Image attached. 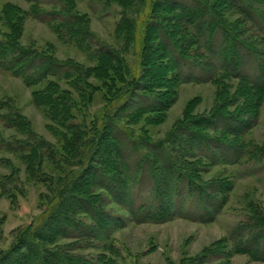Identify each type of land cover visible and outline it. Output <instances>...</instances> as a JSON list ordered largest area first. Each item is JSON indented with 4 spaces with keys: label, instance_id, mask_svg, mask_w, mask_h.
Here are the masks:
<instances>
[{
    "label": "rangeland",
    "instance_id": "374dc122",
    "mask_svg": "<svg viewBox=\"0 0 264 264\" xmlns=\"http://www.w3.org/2000/svg\"><path fill=\"white\" fill-rule=\"evenodd\" d=\"M67 2L68 6L65 7L62 0H0V41L12 40L33 57H51L62 63L71 62L92 70L97 68L99 62L91 59L77 44V37L69 34L70 28L80 27V23L76 25V19H72L69 25H57V22L41 21L36 17L37 13H41L47 19L50 17L45 13L64 10L68 16L81 17L87 22L97 41L119 48L122 52L124 50L126 55L123 54L122 58L131 69H137L132 54L140 51L139 37L137 35L134 46L123 42L125 36L121 29L125 13L121 7L109 0ZM127 16H130L129 10L126 11ZM228 16H231V12ZM164 17L168 18L167 14ZM230 19L234 21L238 17L232 16ZM14 24L21 27L19 37ZM172 26H175L176 33H190L179 22ZM246 33L253 43H262L256 30L249 25ZM153 50L163 52L160 44ZM188 52L190 57L202 63L216 64L204 49L193 47ZM37 57V63L28 69L34 74H37L35 69L41 59ZM150 60L153 63L155 57H148L147 63ZM4 64V60L0 59V251L8 250L18 232L35 224L37 217L47 210L51 195L63 184L62 181L80 169L75 165L76 159L66 164L46 160L38 167L27 163L23 158L25 153L20 150L28 142L33 147L34 140L23 134L25 128L7 127V122L11 126V120L16 116L25 118L37 138L61 150L64 133H67V128L62 125L70 121L72 126H78L74 131H83L84 126L91 128L99 123L98 115L111 97V92L103 89L94 76L89 78L90 87L82 94L73 88V81L55 79L54 76L45 77L33 86L27 85L22 77L7 71ZM163 68L167 70L171 67L167 64ZM196 73L208 76L199 70ZM95 74H98L97 71ZM161 81L164 88L171 90L170 96L174 100L167 112L140 119L124 118L121 122L134 137L163 141L168 149L156 150L155 158L143 159L138 174L136 166L140 154L132 149L126 151L131 169L128 167V172H125L118 159L109 153L108 146L102 145L100 160L103 165L100 168L107 177L121 183L113 182L112 185L118 196L113 198L100 190L98 176L93 169L86 177L89 182L86 189L87 196L110 220L104 221L101 227L80 214L82 220L97 231V239L63 238L49 247L105 264H186L202 256L207 249L225 250L231 255L223 256V259L210 256L206 264H264V261H253L246 254H232L233 243L229 237L233 228L241 222L264 216V97L256 127L239 139L245 153L243 158L235 164L212 165L203 158L199 149L188 147L192 140L185 145L178 139L171 140V134L186 114L206 116L214 109L223 107L224 101L233 102L235 98L243 97L238 95H244L246 88L234 79L220 80L219 83L182 84L173 73L165 75ZM61 93L66 94L74 105L71 117L62 116V106L55 107L49 100V97ZM233 110L234 107L226 109L227 112ZM205 134L207 137H217L213 132L207 131ZM232 140L226 137L223 141L231 143ZM215 146L221 154L225 153L224 145ZM170 155L184 173L194 178L198 189H203L198 190L203 191V195L189 189L185 179L178 180L177 176L171 174ZM220 158L225 159L223 155ZM87 173H90V169ZM253 224L251 222V227L247 229L254 230Z\"/></svg>",
    "mask_w": 264,
    "mask_h": 264
},
{
    "label": "trees",
    "instance_id": "16d2710c",
    "mask_svg": "<svg viewBox=\"0 0 264 264\" xmlns=\"http://www.w3.org/2000/svg\"><path fill=\"white\" fill-rule=\"evenodd\" d=\"M62 1L67 7V0ZM109 1L121 7L125 13L121 29L125 36L123 42L134 46L137 35L139 37L140 51L136 55L132 54L134 62H137L136 70L131 69L122 58L123 54L126 55L124 50L122 52L119 48L97 41L87 22L81 17L68 16L64 10L45 13L50 17L47 19L41 13H37L36 17L41 21L57 22V25L65 23L69 25L72 19H76V25L80 23V27H69V34L77 37V44L90 55L91 59L99 62L97 68L92 70L75 63H62L51 57L36 56L37 59H41L38 67L34 68L37 74H34L29 70L34 67L32 64L37 63L36 57L31 56L27 50L7 37H5L7 40L0 41V59L5 62L4 68L13 75L22 77L27 85L33 86L45 77L54 76L55 79L73 81L75 85L73 88L85 94V89L90 87L88 80L94 76L103 89L111 92L107 105L98 115L99 123L93 124L91 128L84 126L83 131H74L78 126H72L70 121L62 125L67 128V133H64L61 150L46 140L37 138L28 127L25 118L16 116V119L11 120V126L7 122V127L25 128L23 134L34 140L33 147L28 142L29 144L20 150L25 153L23 158L27 163H33L38 167L45 164L46 160L66 164L69 160L76 159L75 165L80 166V169L70 178H64L63 184L51 195L47 210L37 217L35 224L18 232L8 250L0 251V264H105L49 246L63 238L97 239V231L83 221L80 214L101 227L104 221L110 220L109 216L103 214L95 205L91 197L87 196L88 188L86 189L89 183L86 177L93 169L98 176L100 190L113 198L118 196L116 188L114 190L112 185L113 182L119 185L121 183L113 177H107L100 168L103 165L100 160L102 145L108 146L109 153L118 159L125 172H128V167L131 169L130 165L128 166L126 151L132 149L140 154L141 158L136 166L138 174L143 159L155 158L156 150L168 149L165 148L163 141L153 142L147 137H134L121 122L124 118L140 119L143 116L163 115L167 112L174 100L170 96L171 90L162 85L161 78L164 79L165 75L173 73L176 80L182 84L208 81L219 83L220 80L230 79L243 84L247 92L238 95L243 97L235 98L233 102L224 101L223 107L214 109L206 116L186 114L172 132L171 140L178 139L185 145L192 140L188 147H193V150L199 149L203 158L212 165L235 164L245 155L239 139L256 127L264 97V0ZM128 10L130 16L126 17ZM229 12L231 16H228ZM164 14H167L168 18L164 17ZM232 16L238 19L231 21ZM61 18L63 19L60 20ZM168 22L175 23L167 24ZM176 22L184 25V29L190 33L183 35L176 33L175 26H172L176 25ZM247 25L256 30L262 43L258 45L249 39L246 33ZM14 30L18 37L21 36V27L14 24ZM158 44L161 45L163 52L153 50ZM193 47L204 49L205 54L215 60L216 66L190 57L188 50ZM150 56L151 59L154 56L155 61L151 63L150 60L147 66V58ZM167 64L171 68L162 70V66ZM197 70L208 76L197 75ZM95 71L98 74H95ZM119 84L122 86L119 87ZM50 90L54 93V89ZM48 97L49 95L46 100ZM49 100L55 107L62 106L64 113L62 116L71 117L74 105L66 94L54 95L49 97ZM229 107H234V112H227L226 109ZM207 131L216 133L217 137H207L205 134ZM226 137L233 139L231 143L223 141ZM216 144L226 147L224 154L220 153ZM221 155L224 156V160H221ZM169 160L171 174L177 176L178 180L185 179L189 189L203 195V191H198L203 189H198L199 185L194 178L184 173L180 166L173 162L171 155ZM89 169L90 173H87ZM154 174L152 176H155ZM251 222L254 223V230L247 229L251 227ZM229 237L233 243L232 254H246L253 261H264V216H256L241 222L233 228ZM227 255L230 256L231 253L207 249L202 256L185 263L206 264L210 256L223 259V256Z\"/></svg>",
    "mask_w": 264,
    "mask_h": 264
}]
</instances>
